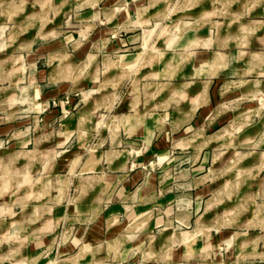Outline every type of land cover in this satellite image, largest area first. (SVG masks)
Here are the masks:
<instances>
[{
	"label": "crops",
	"instance_id": "obj_1",
	"mask_svg": "<svg viewBox=\"0 0 264 264\" xmlns=\"http://www.w3.org/2000/svg\"><path fill=\"white\" fill-rule=\"evenodd\" d=\"M184 2L185 12L182 0H26L27 19H48L43 30L29 31L45 67L57 61L43 77L48 84L66 82L67 56L74 69L99 57L109 67L120 62L122 71L106 78V89L93 93L48 145L0 151V264H37L43 252L58 264H133L131 248L154 233L141 264H264L254 234L209 237L210 223L199 215L206 195L201 164L172 168L185 152L196 160L203 148L219 146L231 124H242L230 119L238 104L264 96V0L250 2L245 25L238 21L242 0H229L225 18L234 22L216 27L210 19L224 11L216 0ZM146 41L153 69L130 77L125 64L140 60ZM143 80L153 84L138 90ZM103 112L109 122L94 121ZM261 130L264 113L249 128L250 148H257L251 163L260 165L264 139L254 134ZM200 132L209 135L195 142ZM151 160L162 168L147 174L142 167ZM18 173L25 175L21 184ZM219 244L227 248L220 256Z\"/></svg>",
	"mask_w": 264,
	"mask_h": 264
},
{
	"label": "rangeland",
	"instance_id": "obj_2",
	"mask_svg": "<svg viewBox=\"0 0 264 264\" xmlns=\"http://www.w3.org/2000/svg\"><path fill=\"white\" fill-rule=\"evenodd\" d=\"M182 1V10L185 12L184 1L186 0ZM253 1L242 0V16L238 19L242 25L250 21L248 15L250 2ZM217 3L216 0L214 6L217 8L223 6L221 8L224 11L219 13V17L216 13L210 19L215 27L218 26L217 23L223 21L228 23L231 19L225 17H228L232 10L229 0H226L225 4ZM0 11L3 13L1 14L3 17L0 18V129L8 128L5 132L0 131V141L3 140L0 151L11 153L10 151H26V148L30 150L31 144L37 141L48 145L55 139V132L69 118L78 115L81 106L90 101L93 93L106 89L109 85L105 81L106 78L121 74L122 64L119 62L109 67L98 57L91 60L89 64L74 69L71 57L67 56L65 59L67 65L63 69L66 82L51 81L48 84L44 79L45 74L48 71H54L53 66L57 65V61L52 66L45 67V59L41 58L40 51L31 49L34 36L29 32L32 29L43 30V23H47L48 19L44 20L39 16L27 19L26 0H0ZM185 21L182 19V22ZM161 24L168 28L170 20L163 18ZM38 36L42 37L41 34ZM149 43L146 41L143 44L140 60L125 64L130 77L138 72L145 75L153 69L152 64L147 63L150 61L149 54H152L149 51ZM75 76L78 78L76 82L73 80ZM152 84L153 81L143 80L138 84V90L142 88L144 90L145 86ZM62 86L66 89L60 94L50 98L44 94L49 88L59 90ZM141 102L142 100L139 103L140 107ZM238 105L233 111L234 116L230 118L242 123L240 126L237 125V129L234 128V124H231L219 146L210 144L203 148L196 160L191 158V154L185 152L172 168L178 171L185 166L201 164L200 176L204 177L206 195L199 205V215L202 214L203 219L210 223L209 237L211 234H216L215 231L226 232L231 236L254 234V237L258 239L257 249L262 251L264 249V242H261V239H264V164L251 163L253 158L251 153L256 152L257 148L256 146L250 148L249 128L263 117L264 96ZM46 116H51V119L45 120ZM93 119L100 123L109 122V113L103 112ZM208 135V133L200 132L193 137L197 142ZM241 137L242 140H240ZM257 138L264 139V130L259 131L257 136L256 133L254 134V140ZM15 141L22 144L15 148L13 147ZM134 146L136 145L131 143L130 149H135ZM202 154L206 155L204 162L201 161ZM170 155L172 156L173 152H170ZM153 162L151 160L142 167L147 174L162 168V165L155 166ZM35 168L33 179L35 187H38L39 183H36V179L40 176L41 164L35 163ZM21 174L18 173L19 184L25 179V175ZM7 177L11 178L8 174ZM156 236L155 233L151 234L148 241L142 240L138 247L131 248L130 262L141 264L140 253L151 244V241L153 243ZM234 247L232 238L228 242V249L223 244H219L217 252L220 256L227 249L231 254ZM37 264H58V261L53 257L50 258L49 253L43 252Z\"/></svg>",
	"mask_w": 264,
	"mask_h": 264
}]
</instances>
